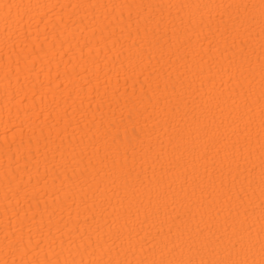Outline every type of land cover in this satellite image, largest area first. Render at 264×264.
<instances>
[{
  "label": "bare ground",
  "instance_id": "obj_1",
  "mask_svg": "<svg viewBox=\"0 0 264 264\" xmlns=\"http://www.w3.org/2000/svg\"><path fill=\"white\" fill-rule=\"evenodd\" d=\"M0 264H264V0H0Z\"/></svg>",
  "mask_w": 264,
  "mask_h": 264
}]
</instances>
